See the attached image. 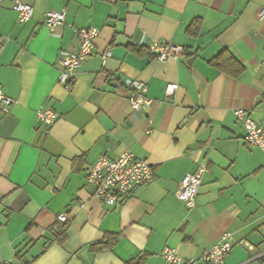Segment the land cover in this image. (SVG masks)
<instances>
[{"label": "crops", "instance_id": "obj_1", "mask_svg": "<svg viewBox=\"0 0 264 264\" xmlns=\"http://www.w3.org/2000/svg\"><path fill=\"white\" fill-rule=\"evenodd\" d=\"M13 1H0V85L13 100L0 108V263L168 264L165 248L197 258L229 233L225 264H264V152L235 116L243 108L264 126V0H22L28 22ZM49 10H64L65 24L51 30ZM91 26L94 51L67 89L61 50ZM154 43L185 53L157 60ZM127 78L153 99L138 117ZM46 107L58 113L52 126L37 121ZM106 151L148 161L153 180L105 204L87 173ZM199 165L189 208L177 192Z\"/></svg>", "mask_w": 264, "mask_h": 264}, {"label": "built area", "instance_id": "obj_2", "mask_svg": "<svg viewBox=\"0 0 264 264\" xmlns=\"http://www.w3.org/2000/svg\"><path fill=\"white\" fill-rule=\"evenodd\" d=\"M12 8L18 13L21 22H28L33 17L32 4L22 0H14ZM259 18L264 19V8L260 11ZM45 22L51 30H56L66 22L65 11L49 10L46 13ZM98 33L99 30L96 27H77L75 28V35L79 41L78 48L76 50H61L60 60L63 68L59 74V82L67 89L71 88L76 74L93 53ZM1 49L2 41L0 39V51ZM150 52L156 56L157 60L165 61L184 54L185 47L178 44L154 43L150 47ZM110 55L111 52L106 51L103 54V60L106 61ZM124 85L128 89V99L133 113L138 117L141 108L149 106L153 102L147 93L148 86L140 80L131 78H127ZM177 88V84L169 83L166 94L168 96L175 95ZM12 103V98L4 92L0 85V108L2 112L9 113ZM235 116L245 129V142L264 152V126L256 122L243 108L236 109ZM57 118L58 113L50 107L42 108L37 112V121L46 126L55 124ZM206 170L205 165H199L195 171L186 174L181 182L177 196L189 208L196 205L202 177ZM152 180L153 169L151 164L144 159L137 158L131 151L122 152L116 157H110L106 151L98 157L87 173V184L94 188L95 194L107 205H115L121 198L130 196L137 186ZM58 217L61 221L68 219L66 213H61ZM232 246L230 234L225 233L219 242L205 250L200 257L185 259L172 248H165L162 256L168 264H225L224 258Z\"/></svg>", "mask_w": 264, "mask_h": 264}, {"label": "trees", "instance_id": "obj_3", "mask_svg": "<svg viewBox=\"0 0 264 264\" xmlns=\"http://www.w3.org/2000/svg\"><path fill=\"white\" fill-rule=\"evenodd\" d=\"M229 56V58L233 61V63L235 64V73L238 74L239 72H241L243 70V66L229 53H225V55ZM223 56L224 54H222L221 56H219L216 59V62H219L221 65V61L223 60ZM109 243H107L106 241H103L101 243H99L100 248H103L104 246H107Z\"/></svg>", "mask_w": 264, "mask_h": 264}]
</instances>
